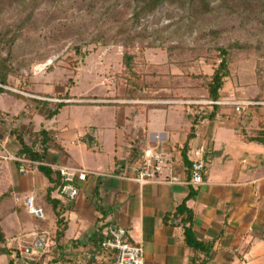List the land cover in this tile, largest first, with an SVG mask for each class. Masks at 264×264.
I'll list each match as a JSON object with an SVG mask.
<instances>
[{"label":"crops","instance_id":"obj_1","mask_svg":"<svg viewBox=\"0 0 264 264\" xmlns=\"http://www.w3.org/2000/svg\"><path fill=\"white\" fill-rule=\"evenodd\" d=\"M56 70L39 79L32 73L21 96L7 89L0 94V150L23 158L19 140L28 144L29 135L43 130L49 141L36 162L50 171L47 176L38 166L20 174L14 162L0 168V247L10 250L0 255V264H27L33 258L42 264H86L85 254L100 252L104 227L98 216L105 227L123 228L129 244L143 247L144 264H189L193 253L183 245L182 228L173 217L190 193L185 205L193 214L192 231L199 241L214 242L207 264H264V146L242 135L255 129L245 105L258 93L253 82L225 80L220 101L229 104L195 126L185 165L180 149L190 126L188 106L164 99L162 106L149 108L143 100L90 92H69L71 98L64 99L65 82ZM58 104L63 106L57 114L45 118ZM197 147L204 149L205 174L193 187L188 154ZM145 149L165 155L170 169L157 181L139 184L133 167ZM50 166L86 172L75 181L78 195L67 209L59 205L60 179ZM169 174L177 181L169 182ZM26 197L42 209L43 220L27 212ZM58 209L65 229L55 240ZM48 234L54 244L43 249Z\"/></svg>","mask_w":264,"mask_h":264},{"label":"rangeland","instance_id":"obj_2","mask_svg":"<svg viewBox=\"0 0 264 264\" xmlns=\"http://www.w3.org/2000/svg\"><path fill=\"white\" fill-rule=\"evenodd\" d=\"M218 4L219 0H212L211 6L215 7ZM70 6L64 2L60 10L58 7L48 5L37 10L35 31L27 29L22 33L11 52V64L22 62L27 69H23L16 76L10 75L6 87L15 89L17 92L14 94L21 96L23 88L31 84L32 73L35 72V78L39 79L45 72L57 69L56 73L61 74L65 82L64 87L70 88V94L79 96L90 92L102 96L106 94L113 99L128 100L129 76L122 66V48L88 43L81 46L79 53L76 54L75 47L79 40V44L89 42L96 36L97 28L89 22V17H85L84 11L78 13L75 4L73 9ZM216 12L194 23L191 33L183 27L187 25L186 20L179 23L184 17V12L173 6L164 5L142 21L140 28H144L146 39L127 49L134 56V73L142 82L145 81V84L139 83L142 86L136 95L144 98L138 100L146 101L149 108L162 106L159 101L164 99L180 102L181 105H185L181 103L185 102L183 98L186 102L201 101L188 100L189 97L198 99L202 95V91L195 87L196 82L184 77L179 67L173 64L168 66L165 48L179 42L185 44L187 48L234 41L255 45L259 52L252 51L254 49L251 48L245 54L234 53L235 60L230 66L232 71L230 79L233 83L240 81L245 84L252 83L255 72L259 70L258 75L262 71L261 76L264 80V17L229 18L219 16ZM262 14L264 16V12ZM17 21L16 13L13 14L11 11L5 13L0 18V30L7 28L11 31ZM68 26L71 30H67ZM149 44H154V47H150ZM6 52V48L3 47L1 55L5 56ZM243 55L246 56L241 57ZM194 56L193 52L185 55V58L193 60L192 64L187 66V72L210 74L215 65L212 59L209 57L195 59Z\"/></svg>","mask_w":264,"mask_h":264},{"label":"trees","instance_id":"obj_3","mask_svg":"<svg viewBox=\"0 0 264 264\" xmlns=\"http://www.w3.org/2000/svg\"><path fill=\"white\" fill-rule=\"evenodd\" d=\"M69 3L71 8L76 5V11L81 13L84 11L85 17H89V22L93 23L97 28V34L89 42L81 40V43L75 47V53H79L81 46H86L88 43H96L102 47L118 46L122 48V66L129 76L127 85L128 88V100H138L144 97L137 96V90H140L142 84L145 81H141V78L133 71L134 56L128 52V48L137 44V42H143L146 39L147 34L144 32V28H140L142 21L147 17L156 13L160 7L164 5L173 6L179 8L184 12L183 20H186L184 29L191 33L193 32V24L216 13L221 16L224 15L229 18L239 17L240 19H254L256 16L263 18L264 12V0H219V4L212 7V0H0V18L8 12L16 13L18 21L9 31V29L0 30V94L5 90L3 87L8 85V77L10 75L16 76L21 73L23 69H27L26 65L22 62H18L15 65L11 64L12 48L15 46L17 40L22 36V33L28 30L35 31L34 26L36 15L35 13L41 6H53L58 7L59 10L63 3ZM256 14V15H255ZM37 23V21H36ZM69 27V26H68ZM71 30V27L67 28ZM6 39V40H5ZM92 41V42H91ZM172 42V41H171ZM154 44H149L150 47H154ZM3 47L7 52L5 56L1 55ZM253 48L257 51V47L251 45L240 44L237 41L227 44L214 43L211 45L203 46L197 45L192 48H187L185 44L176 43L173 46H167L165 48L168 58V66L173 64L179 67L183 73V76L195 81V87L202 91L200 98H191V101H220V91L225 83V80L231 78V64L234 62V53L239 52L241 54L248 53ZM194 53L195 59L198 57H204L205 59H212L215 63L210 74L197 73L189 74L187 72V66L192 64V59L185 58L187 53ZM243 55L241 57H244ZM209 57V58H208ZM179 59V60H177ZM244 59V58H242ZM192 60V61H191ZM258 72L254 74V86L257 87L258 93L250 100L254 103L250 105V114L255 122V129L251 135L242 133L244 140L247 142H255L264 146V80L262 71L260 75ZM139 84V85H138ZM66 92L62 95L64 99L71 98L69 96L70 88L65 86ZM140 97V98H139ZM186 101L185 98H183ZM63 104H58L57 108L51 112L45 114V118H51L57 114L58 108ZM220 109V105H211L209 110L202 109L198 114L187 116L189 120V128L186 134L185 142L180 149L181 156L185 165L187 161L184 158V154L187 148L188 142L194 137L195 126L203 120L210 121L215 118ZM49 141L48 136L43 130L35 134H31L28 137V144L20 142V153L23 158L40 161L42 160L45 150L44 147ZM39 144L42 147V153L37 154L33 150V146ZM46 175L49 176L50 171L45 170ZM49 193V192H48ZM192 197L190 193L187 198L178 206L175 215L173 217V223L182 228L183 233V245L190 249L193 253L189 264H207L210 252L213 249L214 242L199 241L192 231V211L186 208V200ZM61 210L56 212V233L55 240H59L62 237L65 229L63 219L60 217ZM3 234L0 229V245L3 243ZM10 250H6L0 247V255H9ZM8 264H13L12 260H9ZM27 264H42L40 258H33L27 261Z\"/></svg>","mask_w":264,"mask_h":264},{"label":"built area","instance_id":"obj_4","mask_svg":"<svg viewBox=\"0 0 264 264\" xmlns=\"http://www.w3.org/2000/svg\"><path fill=\"white\" fill-rule=\"evenodd\" d=\"M13 93L17 92L15 89L3 87ZM21 93V92H20ZM189 107L186 115L198 114L203 108L200 106L229 104L225 101L218 102H183ZM254 103H246L245 105H253ZM5 142V141H4ZM7 142V140H6ZM6 144V143H4ZM33 150L40 154L42 147L39 144L33 146ZM8 162H14L18 165V172L25 174L39 165L40 162L31 161L16 155L10 154L5 147L0 150V168ZM189 162V181L188 184L197 187L203 183V176L205 172L204 165V149L197 147L190 150L188 154ZM53 173L57 174L60 179L58 188L59 205L63 209H67L70 204L76 199L78 190L75 186L76 180H83L86 172L84 170L75 169L72 167L50 166ZM170 169L169 159L160 152H155L151 149L142 151L141 157L136 161L133 172L134 180L139 184L154 182L159 179L165 170ZM169 182H176L177 178L171 174L168 176ZM24 206L27 212L38 220L44 219V213L41 208L34 204L31 197L24 198ZM99 227H104L102 238L97 244L100 252L96 254H85L86 264H144L143 247L140 244L132 245L126 241V231L123 228L115 225H108L105 227V221L101 216H98ZM42 243V242H41ZM54 244V238L49 234L43 238V249H47Z\"/></svg>","mask_w":264,"mask_h":264}]
</instances>
